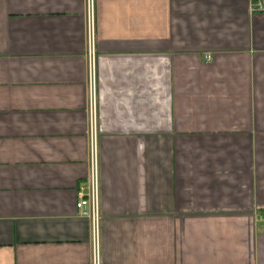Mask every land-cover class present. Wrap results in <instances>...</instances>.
Here are the masks:
<instances>
[{"label":"crops","instance_id":"1","mask_svg":"<svg viewBox=\"0 0 264 264\" xmlns=\"http://www.w3.org/2000/svg\"><path fill=\"white\" fill-rule=\"evenodd\" d=\"M93 126L98 264H264V0H0V264H94Z\"/></svg>","mask_w":264,"mask_h":264},{"label":"built area","instance_id":"2","mask_svg":"<svg viewBox=\"0 0 264 264\" xmlns=\"http://www.w3.org/2000/svg\"><path fill=\"white\" fill-rule=\"evenodd\" d=\"M89 1V0H88ZM257 9H261V5H257ZM92 41L89 40L88 49V66L90 80H93L92 74ZM205 62L211 61L209 54L203 56ZM91 82V81H90ZM95 129L91 127L90 139L88 144L89 155V176L85 184L79 187L75 208L79 216L87 218L90 221L92 234V255L93 263L98 264V216H97V144L95 137Z\"/></svg>","mask_w":264,"mask_h":264},{"label":"rangeland","instance_id":"3","mask_svg":"<svg viewBox=\"0 0 264 264\" xmlns=\"http://www.w3.org/2000/svg\"><path fill=\"white\" fill-rule=\"evenodd\" d=\"M88 73L90 74V72H89V66H88ZM92 74H93V68H92ZM93 97H94V95L92 93V102H93ZM90 98H91V95H90Z\"/></svg>","mask_w":264,"mask_h":264}]
</instances>
